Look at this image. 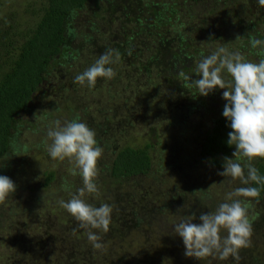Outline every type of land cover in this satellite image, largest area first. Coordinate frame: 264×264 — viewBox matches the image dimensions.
Returning a JSON list of instances; mask_svg holds the SVG:
<instances>
[{"label":"rangeland","instance_id":"374dc122","mask_svg":"<svg viewBox=\"0 0 264 264\" xmlns=\"http://www.w3.org/2000/svg\"><path fill=\"white\" fill-rule=\"evenodd\" d=\"M40 2L0 0V25L12 15L13 22L23 29ZM94 2L100 3L99 0L89 3L92 16L96 12ZM123 3L128 11L126 2ZM197 4L202 11L212 8L222 11L221 14L212 11L209 17L215 27H220L217 35L225 41L223 45L229 52H240L253 63L264 59L257 55L264 45L252 48L242 43L243 35L251 34L246 28L251 24L254 25L252 32H257L253 37L264 41V7L258 0H226L224 3L205 0ZM226 14L229 16L224 19L229 23L219 25L223 18L220 15ZM117 15L118 12L107 24H100L102 20L97 22L101 35L120 41L116 37L121 22ZM88 17L84 9L75 18L74 26L82 32L94 33L89 25L92 22L86 21ZM95 20L96 17L91 18ZM237 36L241 38L236 40ZM78 39L71 41L70 47L75 48ZM94 39L98 41L99 37ZM219 39L218 45L221 44ZM240 44L243 49L239 48ZM98 45L99 42L94 41V46ZM91 54L93 56H78L80 58L69 68L60 66V59L51 61L39 91L34 93L27 110L16 119L11 144L0 159V175L9 177L16 185V192L0 204V264H61L59 259H68L72 252L79 254V259L90 256L83 264H251L252 261L264 264V195L258 199L239 198L248 203L253 228L251 246L240 249L239 262L232 257L223 261L212 257L201 261L186 257L183 240L174 231L177 223L193 213L197 217L193 223H201V213L214 212L221 203L230 202L228 193L248 187L239 179L218 175L224 170L223 166L214 168L197 153L198 140L212 117L213 107L225 102L223 98L220 100L225 90L215 89L217 98L213 101L216 104L212 101L204 110L190 104L187 98L173 91V87L157 84L154 72L148 73L146 81L144 74L131 70V66L126 69L127 56L108 65L116 72L115 78H101L104 79L102 84L97 79L94 87L74 83V77L92 66L102 53ZM225 72L222 73L224 79L231 81ZM124 79L128 82L124 89L114 87L113 92L107 87L108 82L115 80L112 82L115 84ZM138 85L143 86V90L147 87L146 92L141 94ZM157 90L160 93L165 90L164 94L170 90L167 100L159 102ZM77 115L95 131L96 140L104 149L98 161V192H86L82 198L96 207L103 203L113 207L109 231L91 229L101 236L104 250L92 247L87 238L88 229L79 228L75 218L58 203L61 199L67 202L83 187L79 170L73 176L74 162L53 160L47 151V145L52 143L47 138L48 128H54L56 120L63 124ZM97 125L102 126L96 128ZM152 138H156V144L150 149L151 167L145 175L119 179L110 176V161L117 147L139 146L153 141ZM48 174L52 179L47 183ZM65 181L67 191L63 187ZM222 235H227L226 230H222Z\"/></svg>","mask_w":264,"mask_h":264},{"label":"trees","instance_id":"16d2710c","mask_svg":"<svg viewBox=\"0 0 264 264\" xmlns=\"http://www.w3.org/2000/svg\"><path fill=\"white\" fill-rule=\"evenodd\" d=\"M92 1L94 0H41L39 6L32 10L30 22L28 20L29 23L23 29H19L13 22L12 15L7 18L9 21L0 25V159L9 149L11 131L15 129L16 119L27 110L34 93L40 89L50 62L55 59L61 60L60 66L69 68L74 60L80 58L78 56L92 55L91 53L96 55L108 48H114L119 50L122 57H128L126 69L131 66V70L144 74L146 81L149 78L148 73L154 72L157 84L164 83L170 88L173 87V91L176 90L180 96L187 98L190 104L205 110L207 105L217 98L216 90L208 96H203L193 84L194 80L199 79L197 65L201 59L212 54L211 51L224 47L225 41L222 42L217 35L220 27H215L216 24L209 17L211 12H216L217 9H198L197 3L205 0H99L100 3L94 2L96 12H93L92 16L89 14V3ZM123 2H126L128 11ZM73 9L77 15L86 9L89 16L86 21L92 22L89 23L90 29L95 34L98 31L97 35L75 28L77 15L75 18L70 15ZM116 12L121 21L118 30L116 29V37H119L120 41H115L111 36H102L98 28L102 23L107 24V20L111 21ZM217 13L221 14L222 11L217 10ZM90 16L96 17V22L91 21ZM220 16L223 18L219 25L229 23L224 19L228 14ZM98 20L102 22L99 24ZM253 27L252 24L246 26L251 34L243 35L245 40L242 43L251 45L249 38L257 34L255 30L252 32ZM76 37H79L77 45L72 48L70 43ZM95 37H99L98 41ZM218 39L220 45L216 43ZM94 41L99 42L97 47L94 46ZM242 45L240 44L239 48L243 49ZM129 49L131 56L127 55L126 50ZM180 72L191 79L185 80ZM225 73L227 78H232ZM98 80L103 83L104 79ZM113 81L107 83V87L113 92L116 88L124 89L128 84L125 79L115 84ZM142 88L143 86L138 85L141 94L147 90V87L146 90ZM157 91L159 102L167 100L170 90L166 94L165 90L161 93L160 90ZM162 95L164 97H161ZM226 103L227 101L213 107L212 117L198 140L199 158L214 168L222 167L224 157H230L235 149V146L227 144L228 133L232 129L230 122L222 114ZM101 126L97 125L96 128ZM152 139L153 141L149 140L139 146L126 144L117 147L110 161V176L119 179L145 175L151 167L150 149L156 144V138ZM253 166L264 176V158H255ZM51 179L52 175L48 174L47 183ZM247 185L259 187V197L264 195V186L254 182ZM71 254L68 259H59L61 264H83L90 260V256L79 259V254ZM251 264L256 263L252 261Z\"/></svg>","mask_w":264,"mask_h":264},{"label":"clouds","instance_id":"9594fccd","mask_svg":"<svg viewBox=\"0 0 264 264\" xmlns=\"http://www.w3.org/2000/svg\"><path fill=\"white\" fill-rule=\"evenodd\" d=\"M258 4L264 7V0H258ZM70 15L75 18L76 10L73 9ZM69 34H72L71 31ZM240 38L237 36L236 40ZM249 39L252 48L264 45L262 40L254 37ZM126 51L131 56V50ZM257 55L264 56V47L260 48ZM120 57L118 49H106L92 66L74 77V83L94 87L98 78H115L116 72L108 65L117 63ZM225 70L232 77L231 81L224 79L222 73ZM197 73L199 79L194 80L193 84L200 95L208 96L217 88L225 90L222 98L227 103L222 114L232 129L228 133L227 144L235 146V151L232 153L233 158L224 157V170L217 174L232 180L239 179L243 185L254 182L264 186V176L252 164L255 158H264V59L257 63L249 62L240 52L233 53L225 47H219L201 59ZM180 75L185 80L191 79L183 72ZM54 124V128L49 127L47 130V138L52 141L47 145L49 156L53 160L68 159L74 162L71 174L77 175L78 169L83 180V187L78 190V194L72 195L67 202L61 199L58 203L75 218L79 228L88 229L87 238L92 247L104 250L101 236L91 229L107 233L113 207L107 203L96 207L82 199L86 192H98V161L104 149L99 146L95 131L81 122L79 115L63 124L56 120ZM241 160L247 162L242 164ZM63 187L68 190L66 181ZM15 192V183L9 177L0 175V204ZM259 195V187H239L228 193L227 200L230 202L221 203L214 212L201 213V223H193L197 218L194 213L182 219L174 226V231L183 240L184 255L199 261L208 257L221 261L232 257L239 262L240 249L251 246L253 235L248 203L239 198H258ZM222 230H226L227 235H222Z\"/></svg>","mask_w":264,"mask_h":264}]
</instances>
